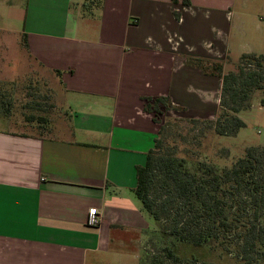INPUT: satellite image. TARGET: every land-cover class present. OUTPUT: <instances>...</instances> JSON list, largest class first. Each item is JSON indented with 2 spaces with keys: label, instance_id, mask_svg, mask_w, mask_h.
Wrapping results in <instances>:
<instances>
[{
  "label": "crops",
  "instance_id": "crops-1",
  "mask_svg": "<svg viewBox=\"0 0 264 264\" xmlns=\"http://www.w3.org/2000/svg\"><path fill=\"white\" fill-rule=\"evenodd\" d=\"M94 1H24L20 38L58 79L66 113L39 134L0 115V264H142L159 224L134 189L160 130L142 99L168 96L184 109L175 116L213 120L222 79L188 58L264 52V0ZM12 31L0 22V81L22 66L7 59Z\"/></svg>",
  "mask_w": 264,
  "mask_h": 264
},
{
  "label": "trees",
  "instance_id": "trees-1",
  "mask_svg": "<svg viewBox=\"0 0 264 264\" xmlns=\"http://www.w3.org/2000/svg\"><path fill=\"white\" fill-rule=\"evenodd\" d=\"M94 2L98 7L103 5V0ZM183 2L190 4L188 0ZM175 15L180 18L178 12ZM22 39L24 48L29 49L27 35ZM187 62L205 74L220 77L222 87L215 119L184 121L193 129L208 123L207 129L217 136H237L246 126L240 112L251 107L255 93L262 94L260 104L264 106V52L243 53L230 71L225 70L223 61L189 57ZM55 73L62 75L59 70ZM142 100L145 112L160 124L146 164L137 167L134 192L143 209L155 221L166 222L162 233L179 241L195 247L211 245L222 256L235 251L240 259L236 264H264V147L249 146L223 167L207 161L191 163L188 155L181 156L176 147L168 145L172 130H178L183 121L166 116L184 109L168 96ZM35 120V116L27 119ZM39 121L47 122V118ZM163 253L167 260L153 251H145V258L150 264L183 263L182 256L171 248L165 247ZM190 259L191 264H211L196 255Z\"/></svg>",
  "mask_w": 264,
  "mask_h": 264
},
{
  "label": "rangeland",
  "instance_id": "rangeland-1",
  "mask_svg": "<svg viewBox=\"0 0 264 264\" xmlns=\"http://www.w3.org/2000/svg\"><path fill=\"white\" fill-rule=\"evenodd\" d=\"M24 1L0 0V22L2 21L5 27L13 29L11 35L7 33L10 38L8 41L12 46L10 48L12 54L10 56L8 53L7 59L9 60L10 57L12 62L16 60V57L19 61L23 60L22 68L19 66L17 71L8 72L6 70L3 72L0 81V115L11 122L12 128L21 132L39 134L42 130L38 124L49 126L53 122H60L63 117L65 118L66 110L61 103L60 91L62 87L54 73L47 71L31 59L23 46V39L20 38V34L25 16ZM263 16L264 12H260L255 21L262 24L261 17ZM252 23L254 24L253 21ZM253 24L250 28L255 27ZM256 44L258 49L263 51L264 40ZM225 62L226 71L235 69L237 62L229 61V58ZM13 65L11 63V66ZM261 95L260 92L255 93L251 107L240 112L246 126L235 137L217 136L212 130L207 129L208 123L201 124L198 129H193L187 123L188 121H184L189 120L188 117L183 115L178 117L179 114L175 116V113H169L166 117L182 119L183 123L180 124L178 130H172L168 145L170 148L176 147L181 156L188 155L191 163L207 161L220 167L230 165L249 146L264 147V106L260 104ZM30 116H35L36 120L28 122L27 119ZM41 117L47 118V122L39 121ZM0 122L4 124L2 118ZM203 131H206L204 136ZM224 151H228L229 155ZM158 224L159 228L150 233L148 244L145 245L147 249L144 251H153L157 256L166 258L163 253L165 247L171 248L182 256V264H191L190 258L193 255L211 264H236L240 260L236 257L235 251L227 256H222L219 251H214L211 245L195 247L188 242L179 241L174 236L162 233L164 225H167L166 222L161 221ZM145 259L142 264H150V259ZM169 262L171 263V261Z\"/></svg>",
  "mask_w": 264,
  "mask_h": 264
},
{
  "label": "built area",
  "instance_id": "built-area-1",
  "mask_svg": "<svg viewBox=\"0 0 264 264\" xmlns=\"http://www.w3.org/2000/svg\"><path fill=\"white\" fill-rule=\"evenodd\" d=\"M171 113H173V111H170ZM101 222V216L97 210V208H91L89 210V219H88V223L91 226H98Z\"/></svg>",
  "mask_w": 264,
  "mask_h": 264
}]
</instances>
